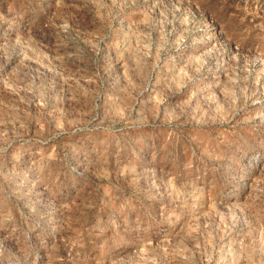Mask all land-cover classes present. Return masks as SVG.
<instances>
[{
    "label": "rangeland",
    "instance_id": "obj_1",
    "mask_svg": "<svg viewBox=\"0 0 264 264\" xmlns=\"http://www.w3.org/2000/svg\"><path fill=\"white\" fill-rule=\"evenodd\" d=\"M0 264H264V0H0Z\"/></svg>",
    "mask_w": 264,
    "mask_h": 264
}]
</instances>
